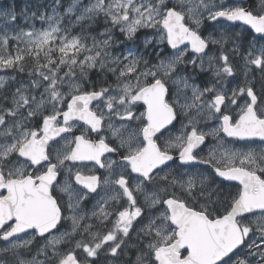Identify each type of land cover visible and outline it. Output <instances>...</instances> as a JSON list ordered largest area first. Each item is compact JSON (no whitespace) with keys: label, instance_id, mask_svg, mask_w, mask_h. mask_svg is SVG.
Returning <instances> with one entry per match:
<instances>
[{"label":"snow or ice","instance_id":"snow-or-ice-1","mask_svg":"<svg viewBox=\"0 0 264 264\" xmlns=\"http://www.w3.org/2000/svg\"><path fill=\"white\" fill-rule=\"evenodd\" d=\"M73 13L69 26L103 16L127 40L155 28L174 51L113 57L111 29L89 44L55 8L39 29L0 15V71L17 74L0 77V264H264V45L241 55L244 83L224 86L240 55L228 32L264 39V0H73ZM206 21L221 33L205 37ZM93 69L115 86L89 90Z\"/></svg>","mask_w":264,"mask_h":264},{"label":"flooded vegetation","instance_id":"flooded-vegetation-1","mask_svg":"<svg viewBox=\"0 0 264 264\" xmlns=\"http://www.w3.org/2000/svg\"><path fill=\"white\" fill-rule=\"evenodd\" d=\"M2 2H3L2 7H6V9L9 10L7 12L9 13L12 11L15 12L17 16V20L15 24L17 25L25 23L27 17L31 19L33 13L37 14V18L35 19L37 20L40 13L47 12L48 14H52L53 8H55L56 11L64 17L63 24L65 27L70 28V32L72 35H82V36H86L87 38H91L95 36L97 39H104L106 37H103L100 34L104 32L106 29H111L113 34V40L109 48V51H115L118 52L119 54H125L128 52L127 48L134 49L133 53L136 56L143 57L144 59L149 60L150 63L157 62V59L154 57L157 56L167 57L171 55L174 51L173 49H171L169 45H167L166 40H164L162 43L160 42V33L155 28H141L138 30L137 35L132 40H127L120 33L118 28L112 29L110 22H106L103 16L99 17L97 21L91 22L89 24H85L83 29L81 28L80 25H77L75 23H72L69 26V20L71 19L72 21H75V15L78 14V13H73V14L64 15L65 10L69 7L70 4L73 3V0H59V4H57V0H3ZM84 2L86 3L87 0H84ZM217 2H221V0H217ZM226 2L231 3L232 0H226ZM241 2L243 3L244 7L255 8V6L258 5L259 0H241ZM36 24H38V21H36ZM42 25L43 27L46 26V24H42ZM221 31L222 29L220 28V26L215 25L214 22L211 21H206L205 24L202 25L201 27V32L205 37H208L213 33L218 35L221 33ZM228 35L232 38V40L235 41L236 45H238L240 48V55L232 56L231 59H232V63L235 66V71H237L239 75L237 79H239L241 84H243L244 83L243 75L245 70L243 68L244 61L241 59V55L248 50L250 45H255L257 48L264 45V39L255 36L254 33L248 27L243 25H235L229 30ZM215 47H219V46H210V48H215ZM226 47L229 50V52H231L232 43L229 42V44ZM181 48H183V45L181 46ZM188 68L191 70L190 66H188ZM258 72L259 70L253 71L252 73L249 74L248 78L249 79L255 78V75ZM210 78H211L210 74H201L200 76H198L199 79L198 83H201L203 85V83L210 80ZM90 85L91 84H88L89 90H91ZM108 85L115 86V81L114 84H96L97 90L99 89V87H106ZM256 87L257 90H259L258 83ZM243 102H244L243 99H240L239 103L243 104ZM93 103L95 104V102ZM236 111H238V109L232 111L231 114L235 116ZM174 125L175 127L172 128V133L176 134L181 128L180 121L179 120L174 121ZM169 127L171 128L172 126ZM200 127L204 130L205 125L201 124ZM210 142H211L210 138L207 137L206 145L203 147V151L200 153L201 155L207 154V147ZM243 144L244 142H237L235 144V147H241ZM251 147L253 148L261 147L260 142H256L255 144H252ZM105 155L109 159H119V157L113 154H105ZM89 167H91V165H89ZM85 171L87 170L85 169ZM97 174L100 175L106 173L104 172L103 169H98ZM226 183H234V182H226ZM96 199H98V197L90 198L86 202L85 208L90 209L92 205L95 203ZM98 264H109V260L105 258L104 253H101L100 259L98 260Z\"/></svg>","mask_w":264,"mask_h":264},{"label":"rangeland","instance_id":"rangeland-1","mask_svg":"<svg viewBox=\"0 0 264 264\" xmlns=\"http://www.w3.org/2000/svg\"><path fill=\"white\" fill-rule=\"evenodd\" d=\"M3 0H0V15H3L4 13H9V12H7V11H9V10H7L6 8H4V7H2V2ZM24 17H27V16H24ZM27 20H28V22H30V23H28V25H31V24H34L35 25V27L37 28V29H39V28H41V27H43V25H42V22L40 21V19L38 18L37 20H32V19H29V17H27ZM36 21H38V24H36ZM28 25H26L25 23H23V24H14V25H12L11 27H15V28H25V30H27V27H28ZM3 27H4V25H3V23H0V29H3ZM44 27H46V26H44ZM8 31L10 32V29H8ZM92 38V37H91ZM91 38H88V43L89 44H91V42H92V40H91ZM100 38H102V37H100ZM130 48H127V50H129ZM132 52H134V49H130ZM110 53H111V55L113 56V57H123V56H125V55H127L128 54V52L127 53H125V54H119L118 52H115V51H110ZM81 58H83V57H81ZM154 58H156L157 59V62H158V59H161V58H164V57H159V56H157V57H154ZM156 62V63H157ZM190 66V68H191V65H189ZM182 68H183V66H181ZM94 70H98L99 71V69H93V70H91V71H94ZM189 71H190V69H189ZM110 73V72H109ZM12 75H17V74H15V73H12V72H10V71H7V72H5V71H0V77H8L9 78V83H11V80H10V78H11V76ZM110 75L113 77V79H114V81H115V84H116V78L110 73ZM257 75V76H256ZM255 75V80L256 81H259L260 80V73L258 72L257 74ZM237 77H239V75H238V72L237 71H235V75L233 76V77H228L225 81H224V86L227 88V89H229V90H231L232 88H234V87H237L238 85H241V82L239 81V79H237ZM243 77H244V80H245V76L243 75ZM18 78L19 79H26V76H18ZM199 82V79H198V77H196V79H195V83L196 84H199L201 87H204V86H206V83H203V85L201 84V83H198ZM233 84V85H232ZM13 90H14V88H13ZM2 91H4V90H0V92H2ZM218 123V121H214V120H208V121H206V122H201V124H203V125H205V128H204V130L207 132L210 128H212V127H215L216 126V124ZM209 138H210V140H211V142L209 143V145H208V147H207V152H208V150H209V148L210 147H212V146H214L215 145V143H216V141L211 137V136H209ZM255 148H259V147H255Z\"/></svg>","mask_w":264,"mask_h":264},{"label":"trees","instance_id":"trees-1","mask_svg":"<svg viewBox=\"0 0 264 264\" xmlns=\"http://www.w3.org/2000/svg\"><path fill=\"white\" fill-rule=\"evenodd\" d=\"M93 83L95 84H114V79L110 75V73L107 72V70H105L104 72L94 70V71L89 72V81H88V84H93Z\"/></svg>","mask_w":264,"mask_h":264},{"label":"water","instance_id":"water-1","mask_svg":"<svg viewBox=\"0 0 264 264\" xmlns=\"http://www.w3.org/2000/svg\"><path fill=\"white\" fill-rule=\"evenodd\" d=\"M235 25H242L240 22H236L235 23ZM243 26H246V27H248L250 30H251V28L249 27V26H247V25H243ZM252 32H253V30H251ZM254 33V32H253ZM254 35L255 36H257V37H260L261 36V34H257V33H254ZM257 142H259L258 140H257ZM205 146V145H204ZM204 146H202V147H204ZM235 183V182H234Z\"/></svg>","mask_w":264,"mask_h":264},{"label":"bare ground","instance_id":"bare-ground-1","mask_svg":"<svg viewBox=\"0 0 264 264\" xmlns=\"http://www.w3.org/2000/svg\"><path fill=\"white\" fill-rule=\"evenodd\" d=\"M35 3V2H34ZM36 6V5H35ZM33 8H34V6H33ZM26 9H27V7H26Z\"/></svg>","mask_w":264,"mask_h":264}]
</instances>
